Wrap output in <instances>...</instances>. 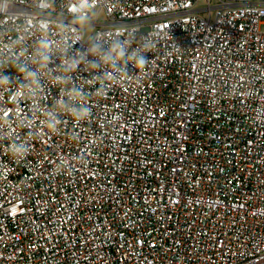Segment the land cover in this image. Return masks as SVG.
Wrapping results in <instances>:
<instances>
[{
	"label": "built area",
	"instance_id": "1",
	"mask_svg": "<svg viewBox=\"0 0 264 264\" xmlns=\"http://www.w3.org/2000/svg\"><path fill=\"white\" fill-rule=\"evenodd\" d=\"M0 264H264V0H0Z\"/></svg>",
	"mask_w": 264,
	"mask_h": 264
},
{
	"label": "rangeland",
	"instance_id": "2",
	"mask_svg": "<svg viewBox=\"0 0 264 264\" xmlns=\"http://www.w3.org/2000/svg\"><path fill=\"white\" fill-rule=\"evenodd\" d=\"M100 20H103V14H100L99 17H98Z\"/></svg>",
	"mask_w": 264,
	"mask_h": 264
}]
</instances>
